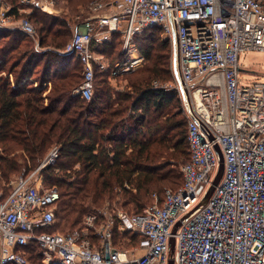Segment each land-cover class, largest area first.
<instances>
[{"label":"built area","instance_id":"2783aa9c","mask_svg":"<svg viewBox=\"0 0 264 264\" xmlns=\"http://www.w3.org/2000/svg\"><path fill=\"white\" fill-rule=\"evenodd\" d=\"M52 0H18V12L34 7L55 14ZM84 19L62 50L80 60L82 80L74 94L90 99L95 69L109 78L134 71L145 61L135 38L160 28L171 44L174 91L186 122L188 157L182 184L166 188L164 199L141 213L107 208L83 217L84 228L51 231L58 189L36 175L53 163V146L28 174L0 188V264H32L26 248L34 242L44 264H264V83L240 81L238 55L264 51V0H91ZM0 0V29L17 28L34 37L26 16L17 18ZM121 37L119 59L95 46ZM157 87V86H154ZM220 147L224 169L206 202L172 233L177 221L204 198L217 172ZM128 187V185L126 184ZM139 235L135 248H118L115 232Z\"/></svg>","mask_w":264,"mask_h":264},{"label":"trees","instance_id":"16d2710c","mask_svg":"<svg viewBox=\"0 0 264 264\" xmlns=\"http://www.w3.org/2000/svg\"><path fill=\"white\" fill-rule=\"evenodd\" d=\"M5 1L17 18L26 16L36 24L41 46L56 51L28 56L17 71L18 63L6 66L3 58L17 49L24 34L0 29V39L6 40L0 48V188L8 191L2 183L14 172L28 174L58 146L57 159L41 170L43 185L55 186L60 194L51 231L78 229L87 214L118 210L113 203L130 205L129 214L141 213L152 204L154 192L162 204L165 189L182 184L181 165L188 157L183 111L169 108L178 103L176 92L150 86L153 80L171 79L169 39L158 27L136 36L145 64L127 72L123 91L110 85L109 72L95 69L94 91L87 100L73 93L82 80L80 60L74 53L61 52L70 39V20L38 7L19 13L18 0ZM69 3L73 12L81 2ZM119 47L115 33L94 50L113 62L121 57ZM47 54L51 59L41 62ZM72 61L79 71L71 67ZM35 74L38 79L30 81ZM177 115L182 120L175 119ZM125 238L130 247L138 244L137 233L116 231L115 246L122 248ZM26 256L32 264H44L34 242Z\"/></svg>","mask_w":264,"mask_h":264},{"label":"rangeland","instance_id":"374dc122","mask_svg":"<svg viewBox=\"0 0 264 264\" xmlns=\"http://www.w3.org/2000/svg\"><path fill=\"white\" fill-rule=\"evenodd\" d=\"M73 1L74 2L80 1L81 3L77 4L74 11L71 12L72 6L70 5L69 0H52V2H55L54 6L59 11V12H57V13H59V17H66V19L70 20V23L72 24L70 39H71L73 33L76 31V28L79 26V24L89 16L90 12L88 11L87 5L91 0H73ZM32 25L35 29L34 37L27 36L24 34L25 37L24 36L22 37V40H20V45H18L17 49L13 50L12 52H9L8 55H6V57L3 58V62H5L6 66L9 64H12L14 62L18 63V67L16 69H17V71H19L20 67L24 63H26L28 56L30 57V55H32V54L33 55L36 54L37 56H40V54H44L46 51H56V49L52 46H41L39 44V37H38L39 34L37 32L36 24L32 23ZM6 30L21 32L17 28H15V29L10 28V29H6ZM70 39H69V41H70ZM138 39H139V37H138ZM5 41L6 40H3L2 38L0 39V48L3 46V43H5ZM121 41L122 40L120 37V47H121ZM135 43L137 45L136 38H135ZM120 47H119V51H120ZM61 52H63V51H61ZM51 56H52L51 54H49V55L47 54V56H45V58H43L41 60V62H44L46 59H51ZM144 64H145V61L142 63L141 66H139L135 70L140 69ZM238 64H239L240 68L242 69L240 71V81L243 84L246 85V84H254V83H264V51H261V50H244V51L240 52L238 55ZM71 65H72L71 66L72 68L74 67L73 69L79 71V66H77L74 61H72ZM41 67H42V63H40L39 66H36L35 70H34L35 73L37 71H39ZM1 74H3V72H1ZM171 75L172 76H171L170 80L167 81V80L156 79V80L151 81L150 86H157V87L165 88L167 91H169V93H171L172 91H174V77H173L172 72H171ZM129 76H130V74L128 75L126 73V74H123L119 77L110 79V81H109L110 85L117 87V88H115V90L119 89V91H123V90H125L124 87L127 84V79L129 78ZM11 79H13V76H11ZM35 79H38V74H35L34 76H32L30 81L34 82ZM48 85H50V83H48ZM169 108H172L171 112L177 113V111H179V109L181 108L180 99L178 98V103L171 104V107H169ZM175 119L182 120V117L177 115V116H175ZM181 130H183L184 134H185L184 125L181 127ZM47 154H48V151L46 152L44 157L41 159V161L37 164V166L43 161V159L46 157ZM183 164H184V162L182 163V165ZM182 165H181V167H182ZM37 166H35L34 169ZM32 171H33V169H32ZM29 172H31V170ZM22 173H23L22 170L20 172H14L6 182L2 183V185H5V188H7V186H8L7 184L10 182V180L12 181L14 178H17L18 176L22 175ZM36 178H42V181H43L44 180V174H42L40 171L36 175ZM111 207L114 209L118 208V209L123 210V211L131 209L130 205H126V206L122 207L120 204H115V203H113L111 205ZM126 212H128V211H126ZM82 228H84L83 223H81V226L78 229H82ZM58 232L67 233L69 231H67V232L58 231ZM125 239L121 240L122 248H131L130 245H128V240L127 239L125 240ZM132 247L135 248L136 246H132Z\"/></svg>","mask_w":264,"mask_h":264},{"label":"water","instance_id":"95a60500","mask_svg":"<svg viewBox=\"0 0 264 264\" xmlns=\"http://www.w3.org/2000/svg\"><path fill=\"white\" fill-rule=\"evenodd\" d=\"M215 150H216L217 155H218L219 165H218L217 172L213 178V181H212L209 189L207 190L204 198L200 201V203H198V205L194 209H192L189 213H187L184 217H182L179 221L176 222V224L174 225V227L172 229L173 234L175 233L178 226L181 225V223L183 222L184 219H186L190 214H192V212L195 209L201 207L206 202V200L208 199V197L211 195L212 191L214 190V187L219 183V181L222 177V174H223L224 159H223V154H222L220 147L218 145H215ZM173 249H174V238H173V236H171L169 239V254H170L169 264H173V258L171 257L173 254Z\"/></svg>","mask_w":264,"mask_h":264},{"label":"crops","instance_id":"0c3cea01","mask_svg":"<svg viewBox=\"0 0 264 264\" xmlns=\"http://www.w3.org/2000/svg\"><path fill=\"white\" fill-rule=\"evenodd\" d=\"M101 54V53H100ZM103 55V54H102ZM105 56V55H104ZM105 57H107V56H105ZM107 58H109V60H110V57H107ZM110 79V78H109ZM111 86H113V85H111ZM114 87V86H113ZM115 88H117V87H115Z\"/></svg>","mask_w":264,"mask_h":264}]
</instances>
